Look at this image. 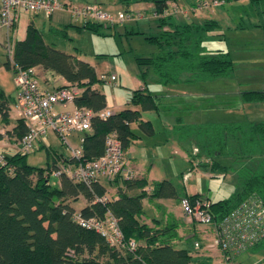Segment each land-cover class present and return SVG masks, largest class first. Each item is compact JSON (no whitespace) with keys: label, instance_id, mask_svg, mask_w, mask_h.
Here are the masks:
<instances>
[{"label":"trees","instance_id":"1","mask_svg":"<svg viewBox=\"0 0 264 264\" xmlns=\"http://www.w3.org/2000/svg\"><path fill=\"white\" fill-rule=\"evenodd\" d=\"M147 1L153 3V12L161 30L146 36L150 43L156 45L157 51L148 56H135L143 78L148 69L162 85L180 82L185 73H190L185 81H210L233 73L234 62L227 51L205 52L202 46L200 31L218 26L216 20L175 23L170 20L173 17L168 7L177 0ZM101 25L103 23L98 21L82 20L77 27L99 32ZM16 26L17 23L12 28ZM10 54L4 64L13 74L17 68L38 67L51 71L65 80L56 88L79 87L81 91L74 98V105L93 111L107 108L105 94L95 87L102 81L95 68L87 61L45 42L34 19L28 22L25 35L13 41ZM242 98L246 102L264 99V90L243 91ZM159 108L158 96L146 85L132 90L126 107L113 110L106 118L92 117L90 129L83 134L79 159L64 156L57 150H46L47 156L51 154L53 159L46 161L43 167L28 163V153L19 151V142L28 131V124L19 117L15 125L8 128L12 121L10 99L0 88V128H5L8 137L18 141V151L0 154V264H216L210 257L199 258L191 253V249L176 247L177 221L169 216L164 221L148 216L143 199L154 202L155 207H158L155 201L159 199H207L212 227L251 196L264 202V121L184 125L186 132L195 133L196 144L201 148V153L195 155L198 165L224 170L228 166L219 161L221 158L247 160L262 157L256 168L242 167L237 175L236 189L228 198L212 201L200 193L181 195L171 180L148 183L146 178H136L133 170L130 178L119 173L112 178H97L89 184L62 172L54 177L57 183L51 182V172L61 163L74 164L100 157L105 138L111 133L120 140L126 158L130 143L140 137L132 128L133 124L147 135L154 133L152 122L143 119L141 111H158ZM204 157L207 161H202ZM110 187L114 191L109 196ZM80 199L84 203L77 209L74 204ZM147 216L151 219L149 223ZM77 217L100 221L109 234V221L114 218L121 231V239L110 242L108 234L83 227ZM130 242L135 243L134 247H130ZM263 246L264 239L250 249Z\"/></svg>","mask_w":264,"mask_h":264},{"label":"rangeland","instance_id":"2","mask_svg":"<svg viewBox=\"0 0 264 264\" xmlns=\"http://www.w3.org/2000/svg\"><path fill=\"white\" fill-rule=\"evenodd\" d=\"M57 1L69 2L66 7H80L92 4L96 0ZM86 1L88 3H85ZM101 1L104 6L102 9L114 15L124 12L123 9L126 7L124 3L128 2L129 13L135 17L113 27L103 23L99 32H95L77 27L82 24V20L72 16L69 8L55 10L51 15L34 16L19 13L15 29H0V88L2 87L8 95L17 94L13 73L4 63L11 55L13 41L23 36L26 24L34 19L45 42L87 61L95 68L100 78L108 77L110 74L116 77L114 86L105 81H99L95 85L105 94L107 108L114 110V107L120 109L126 107L131 91L144 85L158 96L160 107L158 111H141V117L152 122L154 133L147 135L136 124L132 125L140 137L130 143L128 155L131 160L133 159L131 161L128 158L130 165H136L138 172L145 174L149 180L171 179L178 194L197 191L212 201L228 198L236 189L237 175L242 167L254 169L262 157L256 156L247 160L221 158L219 161L228 166L224 170H213L210 166L198 165L199 160L195 155L201 153V148L196 144L195 133L186 132L184 125L264 121V99L246 102L242 98L243 91L264 90V30L255 26L257 6L249 1H226L221 6L209 7L199 12L204 17L213 18L218 22V26L213 29L200 31L204 51L213 52L216 49L227 51L235 66L232 74L210 81H185L190 75L185 73L180 82L162 85L151 69L146 71L143 78L135 63V56H148L157 51L156 45L146 39L149 33H156L159 29L153 16V3L147 0ZM194 1L180 0L181 4L187 3L185 5L187 9ZM261 8H264V4H261ZM144 14L145 19L138 18V15ZM179 18L182 20L181 23L188 22L187 19H181L180 14ZM206 18L197 17L192 13L188 19L189 21L200 19L203 22ZM259 42L263 43L258 46ZM42 71L44 70L37 67L35 76H39L43 82H48V77H44L47 71L44 74ZM9 99L11 102V96ZM70 106L71 103L56 105L59 110H66ZM61 146L64 150L63 145H57L60 149ZM47 159L46 151L38 146L27 156L28 163L36 166L44 167ZM202 159L207 161L205 157ZM51 182L57 183V179L52 177ZM113 191L109 189L108 195L110 196ZM83 203L84 200L80 199L74 205L79 209ZM157 204L158 207H155L156 204L154 207L149 206L148 212L149 214L153 212L152 217L156 216L164 221L166 216H169L179 224L178 238L175 239L176 247L191 249L194 255L208 253V256L212 255L210 259L214 263L221 261L218 249L205 252L200 246L202 241L204 244L213 243L214 229L211 224L190 221L181 210L180 203L173 199H162L157 201ZM146 221L149 223L151 219L148 218ZM193 232L196 234L195 237H191ZM196 243L199 247H196ZM194 248L198 252L195 253ZM263 258L264 246L243 252L237 256V261L240 264H262Z\"/></svg>","mask_w":264,"mask_h":264},{"label":"built area","instance_id":"3","mask_svg":"<svg viewBox=\"0 0 264 264\" xmlns=\"http://www.w3.org/2000/svg\"><path fill=\"white\" fill-rule=\"evenodd\" d=\"M222 3L223 0H197L194 7L195 9H206ZM58 9H69L72 16L78 19L98 21L110 27L135 17L128 12L114 15L103 10L96 3L80 7H66V4L57 0H0V29L12 28L19 20V13L51 15ZM173 9L175 13L180 10L176 4ZM139 17L141 16L138 15ZM115 79L113 74L102 77V81L111 86L115 85ZM13 81L17 89L15 108L18 117L23 118L29 128L19 142V151L23 153L32 152L39 138L48 132H53L58 136L69 155L79 159L82 156L83 134L84 131L90 129L92 117L106 118L113 113V110L108 108L93 111L85 106L76 105L72 110L56 112L54 110L56 105L74 104V98L81 90L77 86H62L52 90L42 89L34 76L33 69L17 68L13 74ZM75 132L83 134L78 139V145L73 146L69 138ZM0 160H2L1 155ZM62 172L87 184L97 178L115 177L119 173L125 178L132 176V169L127 164L121 142L115 133L106 136L104 151L100 157L74 164L61 163L51 172V176L57 177ZM209 203V200L200 197L194 200L188 197L180 199V206L186 217L190 221L202 224L212 222ZM77 219L83 227H92L103 234H108L110 242L121 239L122 234L114 218L109 221L110 234L96 219H83L82 217H77ZM213 229L214 239L210 247L218 249L221 254V261L216 264H240L237 256L264 239V202L254 196L243 200L230 210L218 225H213ZM134 245V242H130L131 248ZM196 247H199L198 243ZM262 264H264V258Z\"/></svg>","mask_w":264,"mask_h":264},{"label":"crops","instance_id":"4","mask_svg":"<svg viewBox=\"0 0 264 264\" xmlns=\"http://www.w3.org/2000/svg\"><path fill=\"white\" fill-rule=\"evenodd\" d=\"M197 0H195L192 4H190L191 5V7H189L188 9H187V7L185 6L187 3L185 2V4H181V2H180V0H177L176 1V3L175 2H172V3H170L169 4V9H171V12H172V17L173 18H171L170 20L171 21H173V22H177V23H180V24H183V22L181 23V21L182 20H180V18H179V14L181 15V19H187L186 21H188V22H185V23H189V22H195V23H203V22H201L200 21V19H197V21H196V19L194 20V21H189V19L188 18H190V14H194L195 16H197V17H200V18H206V17H204V15L202 14V13H199V12H202L204 9H195V2H196ZM231 1H237V0H231ZM242 1H249V3H252V4H254V5H256L257 6V19H256V22H255V26L257 27V28H263V30H264V8H261V4H264V0H242ZM230 2V1H229ZM66 5H68L69 4V2H64ZM85 3H88L87 1L85 2ZM89 3H91V2H89ZM94 3H96V4H98L101 8H103L104 9V6L102 5V1L101 0H96V1H94ZM224 3H226V1H223V3L221 4V5H223ZM124 4H126V7H125V9H123L124 10V12H130V7H129V5H127V2H125ZM175 4H177L178 5V7H179V9L180 10H178L176 13H175V11H174V9H173V6L175 5ZM221 5H219V6H221ZM217 7V6H216ZM153 8H154V6H153ZM207 9V8H206ZM153 10V9H152ZM181 12V13H180ZM33 15V14H32ZM141 17H139V18H146L145 17V14L144 15H140ZM153 16L156 18V20H157V16L155 15V13L153 12ZM192 17V16H191ZM206 19H213V18H206ZM206 19H204V20H206ZM215 20V19H214ZM28 24V23H27ZM27 24H26V26H27ZM157 26H158V21H157ZM17 27V26H16ZM164 28H167V26H165ZM161 30V28H159L158 29V31L157 32H159ZM156 32V33H157ZM25 35V33L23 34V36ZM258 35H263V34H258ZM22 36V37H23ZM262 37V36H261ZM260 38V37H259ZM263 42H259L258 43V46H259V44L261 45ZM36 70H37V67L36 68H34L33 69V71L34 72H36ZM43 72V74H44V72H46V71H42ZM35 74V73H34ZM48 77V82L46 81H41V78L38 76H36V78H37V80H38V82H39V85H40V87L41 88H43V89H49V90H52V89H54V88H56L57 86H59V85H61V84H64L65 83V80L64 79H62L60 76H57V75H54L53 73H51L50 74V71H47L46 72V74H45V76L44 77ZM44 79H47V78H44ZM16 87V86H15ZM2 88V87H1ZM7 92V91H6ZM7 95H8V93H6ZM9 97L11 96V102H10V117H11V123H10V125L8 126V128H11V127H13L14 125H15V120L17 119V118H19L18 117V114H17V111H16V108H15V104H16V102H17V94H16V96H14L13 95V93H9V95H8ZM106 105H107V103H106ZM74 108V104H71V106L68 108V109H66V110H72ZM115 109V111L116 110H120V108H118V107H114ZM109 109V108H108ZM122 109V108H121ZM54 110L56 111V112H60V111H64V110H59L56 106L54 107ZM6 132V129L5 128H0V133H1V135H2V137L0 138V154H10L11 152L13 153V152H16V151H18V141H14L15 139L14 138H10V137H8V135L5 133ZM83 133H80V132H75V133H73L72 135H71V140H70V142H71V144L73 145V146H76V145H78V139L80 138V136L82 135ZM69 138V139H70ZM59 138H58V136L55 134V133H53V132H48L46 135H44V136H42L41 138H39L38 140H37V142L35 143V148L38 146V147H40V148H43L45 151L47 150V151H49V152H52V149L53 150H57L59 153H63V155L64 156H69V153L64 149L63 150V148H62V146H61V149L60 148H58L57 147V145L59 146V145H62L61 144V142L58 140ZM133 142V141H132ZM130 146H131V144H130ZM130 146L127 148V150H126V159L128 160V158L130 159L131 157H130V155H128V152H129V148H130ZM64 147V146H63ZM53 159V155H51L50 154V156L48 157V159L46 160V161H49V160H52ZM131 160V159H130ZM133 160V159H132ZM131 160V161H132ZM128 165H129V167L134 171V175H135V177L136 178H146V180H147V182L148 183H150V182H152V181H154V180H149L148 179V177L145 175V174H141L140 172H138V169H137V166L136 165H134L133 166V164L132 165H130V162H129V160H128ZM163 179H169V178H163ZM161 180V179H160ZM169 180H171V179H169ZM155 181H158V180H155ZM147 188V190L149 189L148 187H146ZM110 189H113L114 190V188L113 187H110ZM187 194H194V193H199V192H197V191H195V192H190V193H188V192H186ZM181 195H183V194H181ZM204 195V194H203ZM205 196V195H204ZM207 197V196H206ZM208 198V197H207ZM160 201L162 200V199H159ZM159 200H156L155 202H157V201H159ZM163 200H166V199H163ZM173 200H175V201H178L179 203H180V200L179 199H173ZM153 204H154V202H153ZM151 202H149L148 201V199H143V206L145 205H147V207L145 208L144 207V210L146 211V213H147V215L148 216H150V217H152L153 215V212L152 213H150L149 214V206L150 205H152L153 207H154V205H153ZM180 205V204H179ZM180 208H181V206H180ZM181 210H182V208H181ZM148 216H147V219H148ZM156 217V216H155ZM146 219V220H147ZM150 219V218H149ZM174 220V219H173ZM194 234V232L191 234V236ZM214 234V233H213ZM190 237V236H189ZM193 237V236H192ZM206 239H208V237H205ZM213 238H214V235H213ZM210 239V238H209ZM203 242V243H202ZM201 243L202 244H200V246L202 247V249H204V251L205 252H208V251H212V250H214V249H216V248H213V247H210V245L212 244V242H208V243H206V244H204V241H202ZM204 244V245H203ZM194 247V246H193ZM200 250V249H199ZM194 251H195V253L196 252H198V250L197 249H195L194 248ZM194 255V254H193ZM194 256H198L199 258H201V257H211L212 255H209L208 256V253H204V254H200V253H196Z\"/></svg>","mask_w":264,"mask_h":264}]
</instances>
